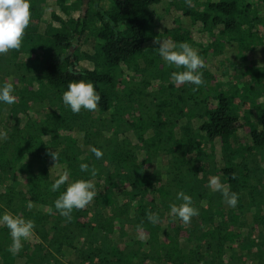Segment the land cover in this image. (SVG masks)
<instances>
[{"label": "trees", "instance_id": "obj_1", "mask_svg": "<svg viewBox=\"0 0 264 264\" xmlns=\"http://www.w3.org/2000/svg\"><path fill=\"white\" fill-rule=\"evenodd\" d=\"M30 4L21 48L0 55V85L16 96L0 104V214L31 219L35 230L13 255L0 225V264H264V0ZM164 16L172 20L159 34ZM162 39L204 59L198 90L172 84L176 69L155 49ZM81 79L101 101L73 114L62 95ZM216 176L239 194L235 207L210 191ZM79 179L97 195L69 220L54 202ZM181 191L199 209L187 225L170 213Z\"/></svg>", "mask_w": 264, "mask_h": 264}, {"label": "clouds", "instance_id": "obj_2", "mask_svg": "<svg viewBox=\"0 0 264 264\" xmlns=\"http://www.w3.org/2000/svg\"><path fill=\"white\" fill-rule=\"evenodd\" d=\"M191 5V0H186ZM31 20L30 0H0V55L7 54L10 50H19L22 46L23 37ZM159 45L157 54L167 63L170 68L176 69L171 72L170 80L173 85H193V91L204 84L203 72L205 61L197 50L186 42L174 43L166 40H157ZM183 69V70H180ZM14 87L11 83L0 85V104L12 105L16 102ZM101 101V95L97 87L90 81L78 80L68 84L67 90L62 95V103L73 114H80L82 110L95 112ZM92 154L96 159L103 157L100 149L93 147ZM57 160L56 153L53 154ZM89 170L87 164L80 165V171ZM95 175V172H92ZM70 172L65 169L59 178L51 185V190L57 192L69 179ZM215 186L229 207L238 204L239 194L225 187L218 176L213 177L209 186ZM97 195L95 185L90 180L79 179L69 184L54 202V207L62 217L69 220L73 210L84 209ZM176 199L182 201L179 205H170V213L173 217L181 220L185 225L191 222L192 217L199 215V209L193 206L190 195L177 192ZM27 208L32 209L31 201ZM147 220L155 225L159 222V216L155 213L147 214ZM0 225L5 226L11 237V245L8 251L13 255L19 253L25 241L34 234L35 222L31 219L22 218L11 213L0 214ZM139 231V229H138Z\"/></svg>", "mask_w": 264, "mask_h": 264}, {"label": "rangeland", "instance_id": "obj_3", "mask_svg": "<svg viewBox=\"0 0 264 264\" xmlns=\"http://www.w3.org/2000/svg\"><path fill=\"white\" fill-rule=\"evenodd\" d=\"M75 16H76V14H75ZM171 20H172L171 17L164 16L163 19H162V23H157L156 32L159 33V34H162L164 32V29L168 27V25L171 22ZM45 22L47 23V19L46 18H45ZM195 31L196 30H194V34H195L194 36H195L197 42L198 41L199 42H203V41L207 40V38L205 37V35H203L202 33L195 32ZM162 40L170 41V40H167V39H162ZM87 44H88V47H92L94 45V41H93V44H92V42H87ZM229 53L230 54H233V50L232 49H229ZM85 68L86 69H89V68H91V65H87V66H85ZM8 109L5 111V113H4L5 116L2 118V120H5V117L8 116ZM36 110H34L35 113H37ZM40 110L43 111V108L40 109ZM24 121H26V118H24L23 122ZM3 140H4V137L2 135H0V142H2ZM206 148H207L208 151H210V146H206ZM218 157H219V152H218ZM210 191H216V187L214 185L211 186L210 187ZM28 241H32V238L30 237Z\"/></svg>", "mask_w": 264, "mask_h": 264}]
</instances>
